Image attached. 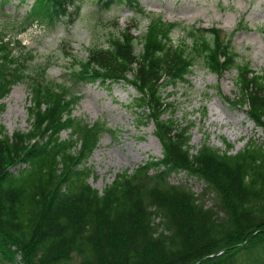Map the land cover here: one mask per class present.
I'll return each mask as SVG.
<instances>
[{"label": "trees", "instance_id": "1", "mask_svg": "<svg viewBox=\"0 0 264 264\" xmlns=\"http://www.w3.org/2000/svg\"><path fill=\"white\" fill-rule=\"evenodd\" d=\"M97 1L106 8L115 2L140 7L139 0ZM79 12L77 0H33L22 30ZM147 16L141 36L128 28L107 48L91 46L71 72L77 81L131 84L139 94L132 106L142 123L153 122L162 145L161 157L125 169L102 190L90 182L98 175L87 162L114 129L74 115L69 88L45 77V69L41 77L26 73L33 57L16 54L14 41L0 33V111L19 81L33 97L27 131L0 129V246L7 258L71 264L75 252L82 264H195L205 256L198 264H264V66L256 70L238 60L219 28L192 27L191 45L175 44L176 24ZM197 60L217 73L237 68L238 92L230 102L246 106L262 130L239 151L231 152L228 141L225 150L206 141L193 150L190 125L164 118L173 103L165 101L163 86L186 80ZM64 129L71 133L63 139ZM182 169L204 182L200 192L171 181Z\"/></svg>", "mask_w": 264, "mask_h": 264}, {"label": "rangeland", "instance_id": "2", "mask_svg": "<svg viewBox=\"0 0 264 264\" xmlns=\"http://www.w3.org/2000/svg\"><path fill=\"white\" fill-rule=\"evenodd\" d=\"M141 3L146 11L179 24L172 32L175 43L193 41L189 33L191 26H217L225 30L223 35L229 36L241 21L240 28L232 37L238 59L249 61L256 70L264 66V0H141ZM80 4L82 12L73 22H38L27 31L17 33L30 2L0 0V31L5 30L13 40L15 36L20 39V42L15 40V51L32 52L34 67L47 64L50 79L66 81L74 92L81 95L74 115L91 123L104 120L114 129V133L107 131L103 135L87 162L98 175L92 176L90 182L102 190L125 169L133 171L150 157H161L162 145L155 135L153 122L142 123L145 121L142 113L131 105L138 96L133 86L124 82L72 85L73 78L67 72L75 62L68 53L73 52L77 59L86 58L91 44H105L108 37L131 24H138L134 32L141 35L149 18L124 3H116L108 9L98 6L95 0H80ZM236 76V68L217 74L197 62L192 66L187 81L163 88L166 101L174 103L164 118L173 117L178 123L191 125L189 134L193 150L205 141L225 150V141H228L233 144L231 152H236L250 138L262 136L261 128L247 117L246 106L238 107L225 99L226 96L235 99L237 95ZM4 102L6 106L0 113V126H4L9 134L16 130L27 131L31 127V95L27 85L16 84ZM61 135L63 139L68 138L70 129ZM171 181L187 182L197 192L204 186L201 180L183 171L173 173ZM235 239L228 240L226 244L232 245ZM20 257L18 254L7 258L0 246V264H24ZM70 263L82 264L81 256L74 252Z\"/></svg>", "mask_w": 264, "mask_h": 264}, {"label": "bare ground", "instance_id": "3", "mask_svg": "<svg viewBox=\"0 0 264 264\" xmlns=\"http://www.w3.org/2000/svg\"><path fill=\"white\" fill-rule=\"evenodd\" d=\"M180 171H183L185 174H188V175H190V176L196 177V178L198 179L197 175L188 173V170H186V169H182V170H180ZM178 172H179V171H178ZM172 174H173V173H172ZM202 182H203V181H202ZM203 183H204V182H203ZM195 264H198V263L196 262Z\"/></svg>", "mask_w": 264, "mask_h": 264}]
</instances>
